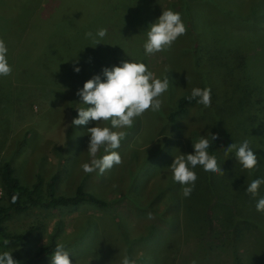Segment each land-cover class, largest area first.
I'll list each match as a JSON object with an SVG mask.
<instances>
[{"label": "rangeland", "instance_id": "374dc122", "mask_svg": "<svg viewBox=\"0 0 264 264\" xmlns=\"http://www.w3.org/2000/svg\"><path fill=\"white\" fill-rule=\"evenodd\" d=\"M245 1L191 0L192 37L180 36L169 50L146 55L147 28L163 10L178 12L190 29L191 21L185 19L179 0H0V38L8 48L12 68L10 75L0 76L2 158H10L24 185L31 186L40 176L42 193L56 173V194L73 193L84 182L86 191L108 202L104 209L87 204L31 207L14 216L5 223L7 230L32 231L20 245L21 253L36 256L54 240L65 245L72 264H121L131 248L135 264L144 261V250L166 264L169 240L178 239L177 226L180 234L183 231L190 237L202 224L205 229L200 238L178 239L172 264L233 263L231 246L222 244L220 201L227 211L231 205L264 220V212L256 210L261 196L246 193L249 177L264 179V128L261 131L260 126L253 128L248 123L254 99H263L259 106L264 111V22L257 26L259 30L246 29L236 14L233 18L221 10L230 4L239 11ZM100 28L107 29V34L95 45L85 34L95 35ZM190 45L189 53L203 46L207 56L193 62L192 55L182 50ZM241 47L254 54L241 59ZM122 60L143 62L157 78L167 75L169 88L161 97L159 112L148 110L132 127L113 129L126 132L116 149L122 163L103 174L99 170L86 174L81 165L90 162L87 129L96 122L72 126L78 117L76 108L86 107L77 91L94 75H102L104 67L119 66ZM195 66H199L197 72ZM199 83L214 92L221 115L215 113L220 117L206 115L208 107L198 104L185 117L169 123L165 115L177 95L191 93ZM221 109L229 110L225 114ZM261 112L258 116L264 120ZM98 126L111 127L110 123ZM197 130L207 139L215 134L237 145L247 140L258 158L252 171L256 173L250 175L233 150L222 175L206 173L200 166L193 169L198 178L190 197L185 198L183 186L172 179L168 167L174 156L194 154L190 133ZM104 154L101 148L97 155ZM210 182L217 194L209 190ZM1 194L0 190V200ZM236 243L244 260L250 252L255 259L264 257V244L252 233L245 232ZM51 257L45 254L37 264H51Z\"/></svg>", "mask_w": 264, "mask_h": 264}, {"label": "clouds", "instance_id": "9594fccd", "mask_svg": "<svg viewBox=\"0 0 264 264\" xmlns=\"http://www.w3.org/2000/svg\"><path fill=\"white\" fill-rule=\"evenodd\" d=\"M186 31V26L178 12L171 9L163 10L162 15L147 28L146 40L143 44L145 54L151 55L169 50L180 36L186 34ZM106 34L107 29L100 28L95 35L91 31L85 35L97 45ZM7 53L8 48L4 40L0 38V76H8L12 72ZM74 71L78 73L80 68L76 67ZM169 84L167 75L162 79L157 78L143 62L133 60H122L119 66L104 67L102 75H94L84 83L83 88L77 91V95L82 101L81 104L86 107L76 108L78 117L71 122L72 126L86 125L89 121L96 122L95 127L87 129L90 134L87 150L90 162L81 165L84 173L91 174L99 170V173L103 174L111 170L114 165L122 163V158L116 149L126 137V132L113 129L132 127L134 120L148 110L159 112L163 105L161 97L168 91ZM188 99L196 100L205 108L210 107L211 89L193 88ZM101 123H110L111 127L98 126ZM217 139V135L211 134V142ZM209 147V139L201 136L193 144L194 154L180 153L174 156L172 164L168 167L172 173V179L183 186L182 194L185 198L190 197L195 188L198 177L193 169L197 166L202 167L205 172L221 175L224 173L216 157L209 155L207 151ZM101 148L105 154L98 157L97 154ZM233 150H235L236 160L244 169L252 170L257 166L258 158L247 140L239 145L230 144L226 147L225 155L227 156ZM261 184H264L262 178L252 180L246 187V193L253 198L257 197ZM17 199L18 196L13 195L12 202L15 203ZM256 210L264 212V197L258 199ZM0 264H18V261L13 259L12 252H4L0 254ZM51 264H72L64 244L56 245ZM121 264H135V261L125 255Z\"/></svg>", "mask_w": 264, "mask_h": 264}, {"label": "trees", "instance_id": "16d2710c", "mask_svg": "<svg viewBox=\"0 0 264 264\" xmlns=\"http://www.w3.org/2000/svg\"><path fill=\"white\" fill-rule=\"evenodd\" d=\"M179 2H180L179 3L180 9L182 10L184 14L185 19L191 21V24H192L190 29L187 28L186 26L187 31H186V34H184V36L191 34L190 37H192V32L194 31L193 29L195 27V23H194L195 17L192 15V12L190 11L191 0H179ZM221 3H223V0H221ZM245 3L246 5L244 4V8H242L239 11H237L238 9L237 7H236L237 9H235L234 6L230 4H224L226 6L222 5L224 7H221V10L223 11L224 14L226 15L229 14L232 17H233V13L236 14V16L242 22V26H244V28L250 29V27H252V28L259 30L257 26L261 25L262 22H264V0H248V1L246 0ZM169 5H171V3H169ZM131 25H134V24L132 23ZM191 29L193 31H190ZM198 39H200L199 36H198ZM209 39L215 41L216 43H219L216 40L217 39L216 37L210 36ZM190 48H191V45L186 46L182 50L185 55H190V56L192 55L193 62L198 60L201 56L202 57L207 56V53L205 52L207 48H203V46L197 47L198 49L196 50L197 51L199 50L198 51L199 54L196 53L197 51L189 53ZM241 49L242 50L240 51L243 52L240 56L241 59L248 57V55L250 56L254 54V51H250L251 54H249L247 52H244V50H247V49H244L243 47H241ZM213 53H214V57L217 56L216 52H213ZM212 59L210 60L211 62H212ZM202 61L204 60H201L200 63ZM198 67L195 66L194 68L196 72L199 69ZM198 86H199L198 88H201V89L206 88V86L202 83H199ZM236 91L239 92L238 90ZM172 93L170 97L172 96ZM213 93L214 92L211 91V106L208 107V111L206 110L205 114L208 115L209 113H212V117H217V116L220 117L221 112L219 111L217 106L214 104L215 98L213 96ZM190 95L191 93H184V95H177L176 99L174 100V103L171 104L172 106L170 107V110L165 115V118L169 123L175 122V120L180 117L181 118L185 117L186 114L188 113V110L191 107L198 105L196 100L190 101L188 99ZM258 95H260V93ZM262 100L263 99L261 98L254 99L251 103L252 105L249 108V112H248L249 114L248 119H250L248 121L249 127L258 128L260 126L261 131L264 128V120L263 118L262 119L259 118L258 113L262 111V109L259 106V104H262ZM212 103L214 104L213 105L214 107L212 106ZM228 110H222V111H224L226 114ZM216 111H219L220 115H217V113H215ZM261 113H264V111H262ZM206 115H205V118H207ZM199 132L200 130L192 131L190 133L191 138H192V140L190 139V141L191 142L193 141V143H189L190 145L193 146V144L197 142L201 136H203ZM221 137H218V139L213 142H211V138H208L210 141V147L207 149V151L209 155L216 157L218 165L223 170H225L226 168L229 167L231 163L230 157H232L231 155L234 152L232 151L228 153V155L226 156L225 155L226 147L232 144L233 141L232 139H230L229 141L228 139H224V138L223 140H221ZM227 137L229 138V136ZM224 140H225V143L227 144L226 147H224V145L222 146V144H224L223 142ZM190 149H194V148L190 147ZM0 154H1L0 156V159H1L3 155V151L0 152ZM6 156L2 158L3 162L0 164V190L2 192L1 200H0V254H3L4 252H12L13 259L18 261V264H37L39 260L44 257L45 254L53 255L57 243L53 242L54 240H52L51 241L52 243L43 247L40 253L37 254L36 256L24 255L23 253H21V250L19 247L21 244L25 242L26 239H28L32 231L30 229L19 230L18 232L7 230L5 223L11 220L14 216L25 213L31 207H41V206L44 208H53V207H58V206H72L73 208H75L83 204H87V205H91V206L102 208V209L108 207L107 201L85 190L84 182H81L73 193L56 194L54 191V185L56 184V181L58 178V175L56 173L53 174L50 180L48 181L46 193H42L40 190L41 188L40 187L41 186L40 176L38 177L37 181L33 183L31 186H27L26 184L24 185L22 183L23 180L18 176V174H16L15 167L12 165L10 158H6ZM248 171L250 175L251 173L252 174L256 173V171L252 172L253 169L248 170ZM252 180H254V177H251V178L249 177V179H247L246 181V185H248ZM210 189L213 194H217V191L211 185V182L209 186V190ZM261 190H264V184H261L259 188V195L261 197H264V192H262ZM13 195L18 196V199L16 200L15 203L12 202ZM221 202L223 203L224 201L223 200L220 201V209H219V212L221 213V221H220L221 227L223 228L222 244L226 243L227 245L229 244L231 246L233 250V254H234L232 264H264V257H260V258L257 257L255 259L251 256L252 254L251 252L248 254V257L246 258V260H244L240 256L239 252H237V248H236V245H237L236 242L240 239V237L245 232L252 233L253 237H257V241L264 244V220L258 218L257 216H255L254 218V216L249 213H242L241 211L238 212L239 207L238 208L236 207V210H235V207L231 206L229 203H227L226 205H230V209H229L230 211H227L222 207ZM233 209L234 211H232ZM162 213H164V211ZM203 226L204 225L202 224L199 226L201 230L197 231V233H195L196 235L185 237L183 231L181 232L182 234H180V231H179L180 224H179L177 226V233L179 235H177L176 237L178 239H180L181 237L187 238V239L192 238V237L200 238L204 233L205 227ZM157 235L158 234H156L155 237L151 235V237H154V240L152 241H155L157 239ZM5 241H7V243H5ZM177 241L174 237H172V239L170 238L169 240L170 247L167 249V252H165L166 254L164 253L166 255L164 257V259L166 258V262H165L166 264H172L173 260H175V249L178 248ZM129 257L131 259L134 258V253H133L132 248L129 251ZM142 257L144 260L142 264H156L158 261L159 262L162 261L161 259H157L155 253L147 251V250H144L142 252ZM161 264H163V262H161Z\"/></svg>", "mask_w": 264, "mask_h": 264}]
</instances>
